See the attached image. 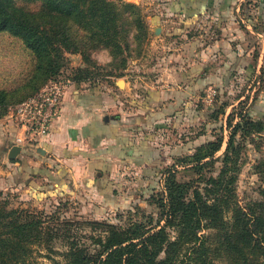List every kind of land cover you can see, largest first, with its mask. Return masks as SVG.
Here are the masks:
<instances>
[{
	"label": "rangeland",
	"instance_id": "rangeland-1",
	"mask_svg": "<svg viewBox=\"0 0 264 264\" xmlns=\"http://www.w3.org/2000/svg\"><path fill=\"white\" fill-rule=\"evenodd\" d=\"M110 1L117 4L125 1L141 8L152 34L149 42L137 48L131 39L134 51L127 53L124 68L119 67L118 62H113L108 51L97 52L93 59L98 67L91 69L92 80L81 83H77V70L85 64L81 56L67 55L66 66L47 84L50 81L70 82L69 89L83 90L111 87L116 95L120 98L122 96V101L129 103L135 100L140 105H144L147 100L149 102L148 98H155L154 113L163 110L164 106L170 107V102L174 107L166 109L170 119L165 115L161 120L156 119L153 128L147 126L145 132H139L138 137H144L138 138V161L132 164L133 168L122 169L116 174V180H120L116 184L119 188L115 192L113 190V202L116 204L109 206L92 202L90 198L94 197L83 191L70 192L65 189L58 195L56 192L33 190L17 171L14 164L16 160H10L8 155L13 134L9 115L14 107L10 106L8 113L0 117V201L9 212L18 211L24 216H44L43 219L56 228L53 230L56 239L51 243L52 250L35 248L33 261L36 264H52L53 260L65 263L64 255L70 243L77 238L80 239L77 241L79 246H90L92 241L89 237L98 233L89 225L94 220L105 221L119 228H126L135 222H148L149 217L158 220L159 210L153 201L163 196L168 172L173 171L180 182L201 180L203 176V183L207 177L216 176L223 166L222 159L228 142L236 130V147H242L236 185L239 203L247 207L263 199L264 182L257 165L264 160V130L259 134L245 136L241 128H237L238 124L244 125L250 120L264 122V72L258 68L257 61L251 62L249 72H238L228 80H211L204 88L188 93V84L185 85L179 78L170 77L166 68L173 64L177 66L180 60L186 58L190 49L189 41L196 40L191 37H198L201 32L193 35L195 31L192 30L187 39L186 36L171 35L175 26H182L180 18L169 11V6L177 0ZM244 17L246 22L251 19L245 13ZM155 19H159V24H152ZM158 29L160 32L157 34ZM210 29L208 33L204 32L203 37L208 43L217 38L216 31ZM253 55L257 59L258 49L252 52ZM32 65L33 58L20 40L0 34V89H16L28 77ZM120 80L126 82L123 88L115 85ZM163 91H166V95ZM190 101L195 112H203V116H197L194 122L187 118L184 111L187 106L184 103ZM149 103L152 104L153 100ZM182 113L186 116H182ZM219 141L222 146L215 155L217 161L214 167L207 166L202 175L199 176L190 166L180 162L194 155L199 148ZM39 181L42 186L48 184L43 178ZM109 192L113 194L112 190H108V195L105 192L102 194L108 200L111 198ZM67 222L72 225L64 226ZM55 224H60L59 229ZM216 264H227V261L218 260Z\"/></svg>",
	"mask_w": 264,
	"mask_h": 264
},
{
	"label": "trees",
	"instance_id": "trees-1",
	"mask_svg": "<svg viewBox=\"0 0 264 264\" xmlns=\"http://www.w3.org/2000/svg\"><path fill=\"white\" fill-rule=\"evenodd\" d=\"M0 34L20 40L33 58L20 86L0 89V117L10 106L38 95L61 73L67 55H79L85 64L77 70L81 83L92 80L97 52L108 51L124 68L127 53L134 51L131 39L139 48L152 37L139 6L110 0H0ZM237 128L250 136L261 133L264 122L250 120ZM236 133L216 176L204 177L203 183V176L180 182L168 172L163 196L153 201L158 220L149 217L126 228L94 220L89 225L98 233L89 237L91 247L79 246L77 238L64 255L66 262L52 264H216L222 259L227 264H264V191L262 200L240 205L236 185L242 147H236ZM221 146V141L209 143L180 162L200 176L207 166L214 167ZM257 170L264 182V160ZM43 217L9 212L0 201V264H36V247L52 250L56 228Z\"/></svg>",
	"mask_w": 264,
	"mask_h": 264
},
{
	"label": "crops",
	"instance_id": "crops-1",
	"mask_svg": "<svg viewBox=\"0 0 264 264\" xmlns=\"http://www.w3.org/2000/svg\"><path fill=\"white\" fill-rule=\"evenodd\" d=\"M237 1L177 0L169 6V11L182 23V26H175L171 35L186 36L187 39L192 30L195 31L193 35L201 32L198 37H191L196 40L189 41L186 58L177 66L173 64L166 68L170 77L188 84V93L204 88L211 80H228L238 72H249L254 60L264 72V0ZM239 8L251 19L247 22L242 19V14L239 16L237 12ZM152 24H159V19ZM209 28L217 34L211 43L203 40L204 32L208 33ZM255 49H258L257 59L252 56ZM163 93L166 95V91ZM148 99L153 103L148 100L144 105L135 100L126 103L111 87L69 89L50 135L42 145L26 148L19 155L14 162L17 171L33 190L51 191L58 195L65 189L83 191L90 197L92 195L91 201L98 205L116 204L113 202L114 192L119 188L116 184L120 180L115 176L122 169L133 168L132 164L138 161V138L144 137H138L139 132H145L147 126L153 128L156 119L161 120L165 115L170 119L166 109L174 107L170 102V107L164 106L159 111L161 113H154L155 98ZM185 104V114L192 122L197 116H203V112L193 110L192 101ZM12 133H15L13 129ZM13 134L10 137L11 149L14 147ZM39 149L44 150V154H40ZM40 178L48 181L44 184L47 186H42ZM102 189L106 195L108 190H114L112 195L109 192V200L102 195Z\"/></svg>",
	"mask_w": 264,
	"mask_h": 264
},
{
	"label": "built area",
	"instance_id": "built-area-1",
	"mask_svg": "<svg viewBox=\"0 0 264 264\" xmlns=\"http://www.w3.org/2000/svg\"><path fill=\"white\" fill-rule=\"evenodd\" d=\"M237 12L245 19L240 8ZM69 83L50 81L38 95L11 109L9 122L15 131L13 146H19L21 153L26 148L42 145L50 135L52 124L69 90Z\"/></svg>",
	"mask_w": 264,
	"mask_h": 264
},
{
	"label": "water",
	"instance_id": "water-1",
	"mask_svg": "<svg viewBox=\"0 0 264 264\" xmlns=\"http://www.w3.org/2000/svg\"><path fill=\"white\" fill-rule=\"evenodd\" d=\"M159 32H160V29H158V30L156 31L157 34H158ZM118 86H119L120 88H123V87L125 86V81H124V80H120V81L118 82ZM38 152H39L40 154H44V150H42V149H39ZM20 154H21V148H20L19 146H14V147L11 149V151H10L9 159H10V160H17Z\"/></svg>",
	"mask_w": 264,
	"mask_h": 264
}]
</instances>
